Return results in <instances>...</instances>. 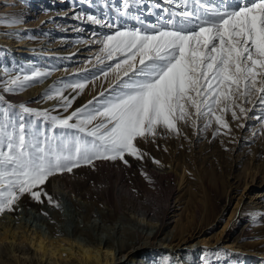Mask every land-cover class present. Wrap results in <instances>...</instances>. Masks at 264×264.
<instances>
[{"label":"rangeland","instance_id":"rangeland-1","mask_svg":"<svg viewBox=\"0 0 264 264\" xmlns=\"http://www.w3.org/2000/svg\"><path fill=\"white\" fill-rule=\"evenodd\" d=\"M208 2L218 4L219 0ZM169 7L167 0H139L130 8L129 14L124 15L123 0H0V95L4 96L0 104H11L16 116L21 115L18 107L21 104L35 110H48L52 115H70L114 82V73L107 78H93L99 75L97 68L103 66L96 58L103 59L104 36L114 33L117 27L121 30L141 27V21L144 25L158 23L167 15L163 9ZM89 16L113 27L93 24L87 19ZM13 20H19V23H12ZM5 55L10 56L8 62L4 60ZM34 72L49 75L42 82L30 81L29 86L16 93L3 92L4 83L10 78L30 76ZM84 80L88 83L82 91L64 89L65 97L74 98L67 112L57 110L59 99H46V93L54 87L63 88L64 84ZM244 107L251 111L237 120L232 118L231 112L224 113L227 128L217 125L214 120L205 128L206 121L201 119L198 127H193L191 121L179 123V135L158 129L154 138L137 139V147L143 154L141 159L126 155L127 164L121 160L98 159L70 173L49 177L44 185L34 189L42 190L40 200L29 193L20 195L13 206L15 211L0 213V264H40L39 255L25 241V236L38 235L48 240H64L66 244L72 241L93 245L86 234L98 236L100 233L92 225L101 223V211L112 212L115 216L111 217L112 224H107L110 227L123 216L121 212L115 213L104 198H111L113 207L132 206L123 201L129 196L123 195L121 199L117 194V184L129 188L134 196L142 199L148 196L165 199L173 191L171 203L174 205L171 207L174 209L176 205L177 212L175 218L168 221L164 234H176L179 225L183 224L189 228L183 235L179 234L178 239L184 236L182 242L194 246L191 249L200 244L197 250L188 251L185 262L184 257L174 260L168 253L157 252L153 259L141 255L133 264H246L245 255L257 257L250 261L251 264L257 260L264 264V119H261L264 108L258 106L255 97ZM237 115H241L238 109ZM241 124L244 126L240 127ZM145 166H171L177 169L179 177L154 179ZM183 176L184 183L181 182ZM187 179L189 183H185ZM63 184L71 188L79 184V192L87 193L86 196L90 192L98 193L103 186V193H99L102 200L94 203L74 196V200L83 205L81 210L71 201L64 200L58 207V202H49L43 193L51 195ZM107 185L109 190H105ZM215 203L221 205V210L210 219L208 212L214 210ZM90 209L92 217L89 216ZM58 213L63 218L73 219V226L80 228L69 227L67 222L62 224L58 220L55 225L60 229L65 227L67 231L64 235L60 232L53 236L49 222ZM78 213L82 214L81 218ZM128 225L126 227H130ZM12 230L18 235L15 246L22 247L26 255L14 252L15 247L9 245L11 241L1 240ZM199 230L203 232L199 233ZM190 232L195 233L194 238L189 237L187 233ZM156 243L161 245L162 242Z\"/></svg>","mask_w":264,"mask_h":264},{"label":"snow or ice","instance_id":"snow-or-ice-1","mask_svg":"<svg viewBox=\"0 0 264 264\" xmlns=\"http://www.w3.org/2000/svg\"><path fill=\"white\" fill-rule=\"evenodd\" d=\"M138 3L123 0V14ZM167 3L170 7L163 9L167 15L158 23L141 21V27H117L104 36L103 59L96 58L103 66L93 78L114 73V82L70 115H52L21 104V115L16 116L11 104H0V213L14 210L25 193L40 200L42 190L34 189L53 175L98 159L125 164L126 155L141 159L137 139L154 138L158 129L179 135V123L191 121L198 127L201 119L205 128L213 120L227 128L224 113L231 112L234 120L246 117L251 109L244 104L252 103L253 97L264 108V0ZM87 19L113 27L95 16ZM47 75L15 76L2 90L16 93ZM87 83L54 87L46 99H59L57 110L67 112L74 98L65 97L64 89L82 91ZM48 200L52 202V197Z\"/></svg>","mask_w":264,"mask_h":264},{"label":"bare ground","instance_id":"bare-ground-1","mask_svg":"<svg viewBox=\"0 0 264 264\" xmlns=\"http://www.w3.org/2000/svg\"><path fill=\"white\" fill-rule=\"evenodd\" d=\"M9 59L10 56L5 55L4 58L5 62H8ZM145 167L146 170L151 174L152 178L154 179L164 180V178L173 179L179 177L177 169L171 166H167V167L145 166ZM184 179L185 178L183 176L181 180L182 183H184L183 182ZM98 183L100 184V181ZM185 183H189V179H187ZM120 185L117 184L115 186V191L117 192V194L120 196L121 199L123 198L122 197L123 195L124 197L129 196V198L123 199V201H127V204L128 205L132 204V206L130 208L120 207L119 205L113 207L112 202L110 201L111 198L108 199L104 198V201L108 203L109 207L113 208L115 213L121 212L123 216L118 218L119 221L118 222L115 221L117 223L113 224L110 227L107 226V224L111 223L110 220L115 216L113 215L112 212L109 211L100 212L99 217H101L102 220L101 223L95 222L92 225V228L95 229L96 231L99 230L100 233L98 234V236H93L91 233L86 234V236L89 238L90 241H92V243L94 244L97 243L96 245L94 244L92 245L90 243L74 244L70 240H69L70 242L66 244L64 243V240L63 241L48 240L38 235L33 238L28 236L23 237L25 238V241H28L29 245L33 248L34 253L39 255L41 260L40 264H129V263L133 264L135 263L136 260L139 259L141 255L149 256L150 259H153V255L157 252L168 253L170 256H172L174 260H178L179 258L183 259L184 257L183 261L185 262L186 260L185 257L189 255V252L197 250V248L200 246L199 243L197 244L199 246H196L195 249H191V247L194 248V246H187V244L182 242L183 241L182 239H185L184 236L180 240L178 239L179 234L183 235L189 228V227L187 228V226L183 224L179 225V229L176 234L173 235L164 234V230L168 226V221L171 220L172 218H175L176 216L175 213L177 212L176 205L174 209H172L171 207L174 205V203H171L172 200L171 196L173 194V191L170 192L168 195H166L165 199L156 196H148L147 198L144 197L142 199V198H137L138 197L137 195H136L137 197L134 196V194H132V191L129 188L126 189ZM64 186H66V184H63L62 187L56 188L54 193L52 192L51 195L48 194L49 196L53 195L52 202L53 203L58 202V207H61L63 203L62 201L64 200V201H71L76 208L81 210L83 205L79 204L78 201H75L73 198L74 196L78 198H82V200L84 201L92 200L94 203L102 200L99 197L101 196L99 195V193H101L103 186L100 188V191L98 190L99 191L98 193L90 192V194L87 196H86L87 193L85 194L83 192H79L81 188L79 184H76L74 188L73 187L71 188L70 186L69 187L68 186L64 187ZM107 186L105 187L106 188L105 190H109L110 186L108 187ZM215 190H213L214 193L216 192ZM48 195H47V199H48ZM85 207L88 208L89 206H85ZM220 210H221V205L215 203L214 210L208 212V218L211 219V217L219 213ZM77 215L78 218H81L82 214L78 213ZM89 216L92 217V209L89 210ZM193 218H195L194 215ZM58 220L62 224L67 222V225H69V227L73 226V223L75 222L73 219L71 220V218L70 219L63 218V216L59 213L55 214V216L52 217V219L49 222V229L53 234V236H58L60 235V232H62L63 234L64 232L67 231V228L64 227L60 229L59 226L57 227V224L55 225L56 221ZM127 224H129L128 226L130 227H126ZM73 227L78 229L80 228L79 225ZM81 229H84V227H82ZM201 232H203V230H199V233ZM187 234H189V237L194 238L195 233L190 232ZM1 240L5 242L11 241L9 245L11 247H15L14 252H18L19 254L26 255L22 247L19 248L15 246L18 240V235L15 231L13 230L10 231L9 235H5V237ZM157 241H161L162 242L161 245L157 244L156 243ZM255 258L257 257L245 255L243 260L246 261V264H251L250 261L253 262ZM26 259H28V257H26ZM254 264H260V260H257V262Z\"/></svg>","mask_w":264,"mask_h":264}]
</instances>
